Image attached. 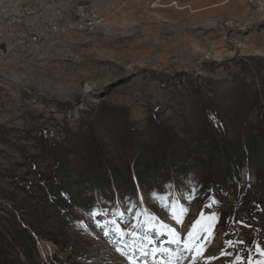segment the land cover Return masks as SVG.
Wrapping results in <instances>:
<instances>
[{
    "label": "rangeland",
    "instance_id": "rangeland-1",
    "mask_svg": "<svg viewBox=\"0 0 264 264\" xmlns=\"http://www.w3.org/2000/svg\"><path fill=\"white\" fill-rule=\"evenodd\" d=\"M13 1L24 36L77 0L0 8ZM169 1L96 0L99 30L37 45L8 30L0 79L19 84L0 80V264H111L106 244L132 264L157 247L175 257L159 220L190 263L264 264V16L244 0Z\"/></svg>",
    "mask_w": 264,
    "mask_h": 264
},
{
    "label": "built area",
    "instance_id": "built-area-1",
    "mask_svg": "<svg viewBox=\"0 0 264 264\" xmlns=\"http://www.w3.org/2000/svg\"><path fill=\"white\" fill-rule=\"evenodd\" d=\"M149 7L153 10H160L163 8L176 7L179 8L176 1L169 0H145ZM247 5L255 10L258 14L264 16V0H244ZM29 12L24 8L22 2L13 1L5 4L0 8V70L8 60L9 55V38L8 30L19 28V24L27 18ZM106 12L98 5L89 0H77L73 3V12L67 18L53 17L48 18L49 27L46 32L43 28L38 27L37 30L32 31V34L23 36L21 31H13L12 34L17 33V36L26 39V45H37L46 40L48 33L49 37L59 38L62 35L70 32L76 33H93L99 30L106 21ZM61 19V20H59ZM13 42V41H12ZM2 75L0 74V77Z\"/></svg>",
    "mask_w": 264,
    "mask_h": 264
},
{
    "label": "bare ground",
    "instance_id": "bare-ground-1",
    "mask_svg": "<svg viewBox=\"0 0 264 264\" xmlns=\"http://www.w3.org/2000/svg\"><path fill=\"white\" fill-rule=\"evenodd\" d=\"M0 80H7V81H9V82H14L15 84H19L18 83V81L15 79V78H10V77H5V79H4V77H3V79H0ZM245 172V171H244ZM194 209V208H193ZM194 211H195V209H194ZM196 213H199V209L197 210V211H195ZM161 219V218H160ZM150 220V219H149ZM170 221V220H169ZM169 224V223H168ZM167 223H164V221H161L157 226H156V229H159V230H161V226L160 225H166L167 227L166 228H170V229H174L175 230V225H174V223L172 222L170 225H168ZM152 231L153 232H155V230H154V227H152ZM176 232L177 233H179V234H181V230H176ZM190 232H192L193 233V231H190ZM189 232V233H190ZM189 233H188V236H189ZM190 237V236H189ZM210 238H213L214 239V235H212V236H210ZM190 239H191V237H190ZM205 239V238H204ZM149 241V239H146V244H147V242ZM216 243V242H215ZM105 246V248H103V249H99V252H105V251H107L108 253H109V256H108V258L107 259H111L112 260V262H111V264H132L131 262L129 263V262H127L126 261V259L125 258H120V257H118L117 255L116 256H113L112 255V249L106 244V245H104ZM136 248V247H135ZM144 248V250H145V253H146V251L148 250L147 248H146V246H144L143 247ZM182 250H186V248H182ZM188 252V251H187ZM103 255H104V253H103ZM107 256V255H106ZM138 256H140V257H144L143 255H141V254H136L135 256H134V260H137L136 259V257H138ZM197 258H199V256L198 255H193L192 256V259L193 260H195V259H197ZM96 259V258H95ZM102 259V258H101ZM106 259V260H107ZM245 257H237V260H234V262H231V263H227V264H241V263H243L244 261H245ZM106 260H104L105 262H106ZM152 260L155 262V260H157L156 258L154 259V258H152ZM136 262V261H135ZM192 262H194V261H192ZM99 263V262H98ZM97 263V264H98ZM107 263V262H106ZM99 264H104V263H102V262H100ZM155 264H176L174 261H165L164 259H159V260H157V263H155ZM179 264H183V263H179ZM202 264H204V261H203V263ZM257 264H259V263H257ZM262 264V263H261Z\"/></svg>",
    "mask_w": 264,
    "mask_h": 264
},
{
    "label": "snow or ice",
    "instance_id": "snow-or-ice-1",
    "mask_svg": "<svg viewBox=\"0 0 264 264\" xmlns=\"http://www.w3.org/2000/svg\"><path fill=\"white\" fill-rule=\"evenodd\" d=\"M166 206V205H165ZM174 207L170 210L173 211V218L176 219V222L177 223H181L182 221L180 220V216L184 214V212L186 211L185 209L181 208L180 211L177 213L175 210H174ZM162 227H167L166 225H162ZM195 227V226H194ZM168 234L172 237L171 240L169 241V243H173V244H176V245H180L181 241H180V236H179V233H177L174 229H168ZM189 236L192 237L193 236V233L190 232L189 233ZM186 248H188V245H185ZM190 250V249H189Z\"/></svg>",
    "mask_w": 264,
    "mask_h": 264
},
{
    "label": "crops",
    "instance_id": "crops-1",
    "mask_svg": "<svg viewBox=\"0 0 264 264\" xmlns=\"http://www.w3.org/2000/svg\"><path fill=\"white\" fill-rule=\"evenodd\" d=\"M90 2H92V3H94V4H96V0H89ZM97 5V4H96ZM48 20V17H46V21ZM24 22H25V24L28 26V25H30V23H31V18H29V19H24L23 20ZM17 32V31H19V28H15V30H14V32ZM9 38V37H8Z\"/></svg>",
    "mask_w": 264,
    "mask_h": 264
},
{
    "label": "water",
    "instance_id": "water-1",
    "mask_svg": "<svg viewBox=\"0 0 264 264\" xmlns=\"http://www.w3.org/2000/svg\"><path fill=\"white\" fill-rule=\"evenodd\" d=\"M3 81H5V82L9 83V81H7V80H3Z\"/></svg>",
    "mask_w": 264,
    "mask_h": 264
}]
</instances>
